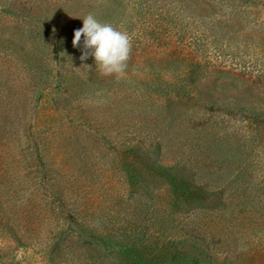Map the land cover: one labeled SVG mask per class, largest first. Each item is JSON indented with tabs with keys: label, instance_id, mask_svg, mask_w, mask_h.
<instances>
[{
	"label": "rangeland",
	"instance_id": "1",
	"mask_svg": "<svg viewBox=\"0 0 264 264\" xmlns=\"http://www.w3.org/2000/svg\"><path fill=\"white\" fill-rule=\"evenodd\" d=\"M0 264H264V0H0Z\"/></svg>",
	"mask_w": 264,
	"mask_h": 264
},
{
	"label": "clouds",
	"instance_id": "2",
	"mask_svg": "<svg viewBox=\"0 0 264 264\" xmlns=\"http://www.w3.org/2000/svg\"><path fill=\"white\" fill-rule=\"evenodd\" d=\"M81 19L83 26L75 30L72 41L74 47H79L83 37L81 61L92 57L101 75L122 77L127 69L132 49L129 34L110 23L101 22L92 13ZM84 67L90 68L88 65Z\"/></svg>",
	"mask_w": 264,
	"mask_h": 264
}]
</instances>
